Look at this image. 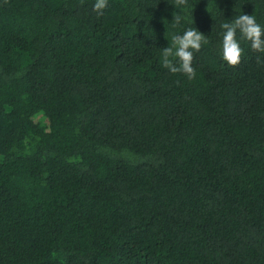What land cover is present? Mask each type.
<instances>
[{
    "label": "trees",
    "instance_id": "16d2710c",
    "mask_svg": "<svg viewBox=\"0 0 264 264\" xmlns=\"http://www.w3.org/2000/svg\"><path fill=\"white\" fill-rule=\"evenodd\" d=\"M94 3L0 0V264H264V53L220 27L264 0Z\"/></svg>",
    "mask_w": 264,
    "mask_h": 264
},
{
    "label": "clouds",
    "instance_id": "9594fccd",
    "mask_svg": "<svg viewBox=\"0 0 264 264\" xmlns=\"http://www.w3.org/2000/svg\"><path fill=\"white\" fill-rule=\"evenodd\" d=\"M172 4L176 9L184 8L187 7L188 0H173ZM106 7L107 0H95L93 11L103 14ZM182 19L177 11L174 12L172 27H178ZM220 27L224 30L221 57L228 66H238L244 54V49L237 39L238 32L242 39L250 42L254 52L264 53V28L257 23L254 15H239L232 22L224 21ZM208 43V38L194 27L186 29L182 35L172 34L171 46L162 50V66L171 74L183 73L189 80H193L196 78V70L192 67L193 53H199ZM257 62H261L259 57Z\"/></svg>",
    "mask_w": 264,
    "mask_h": 264
}]
</instances>
